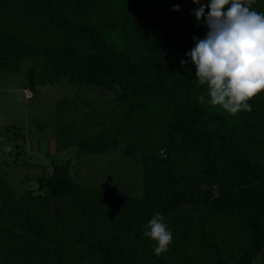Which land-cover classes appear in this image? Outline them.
Listing matches in <instances>:
<instances>
[{"label": "trees", "instance_id": "obj_1", "mask_svg": "<svg viewBox=\"0 0 264 264\" xmlns=\"http://www.w3.org/2000/svg\"><path fill=\"white\" fill-rule=\"evenodd\" d=\"M241 2L264 12V0ZM197 7L192 0H0V72L42 57L45 83L68 78L117 91L112 124L98 120L89 134L75 123L59 129L57 150L70 145L63 134L79 137V153L125 143L143 168L141 197L82 185L69 161H51L22 196L0 173V264H253L264 251V92L247 102L250 112L198 101L205 88L186 56L193 37L207 32ZM86 99L60 100L58 109L80 111ZM3 131L26 140L16 127ZM157 211L174 236L159 255L143 237Z\"/></svg>", "mask_w": 264, "mask_h": 264}, {"label": "rangeland", "instance_id": "obj_2", "mask_svg": "<svg viewBox=\"0 0 264 264\" xmlns=\"http://www.w3.org/2000/svg\"><path fill=\"white\" fill-rule=\"evenodd\" d=\"M26 86L33 91L32 98L26 97ZM116 93L97 85H78L68 78L45 83L42 57H24L19 70L0 72V173L16 196L36 189L38 177L53 169L51 161H69L72 178L82 185L142 196L143 168L125 153V143L104 153H79L74 145L79 137L67 140L63 134L59 138L70 145L57 150L59 129L67 133L68 126L75 123L78 132L89 134L98 120L112 124L115 112H119L112 105ZM75 98H89V102L79 105L80 111L60 113L58 102ZM4 126L20 129L26 142L12 131H3ZM5 143L13 145L11 152L3 150ZM160 156L165 158L166 152L161 150ZM37 164L41 167L36 170ZM54 209L57 211V204ZM253 264H264V251Z\"/></svg>", "mask_w": 264, "mask_h": 264}, {"label": "clouds", "instance_id": "obj_3", "mask_svg": "<svg viewBox=\"0 0 264 264\" xmlns=\"http://www.w3.org/2000/svg\"><path fill=\"white\" fill-rule=\"evenodd\" d=\"M196 22L201 20L207 32L203 39L193 37L195 47L186 53L196 69L195 79L205 91L197 97L200 103L208 97L209 105H219L229 114L241 108L252 111L247 103L264 92V12L250 9L241 0H192ZM207 9V14H206ZM174 11H179L177 5ZM187 61L182 60L184 67ZM5 152L13 145L5 143ZM143 237L154 242L159 255L173 242L172 229L162 213L156 212L143 227Z\"/></svg>", "mask_w": 264, "mask_h": 264}, {"label": "built area", "instance_id": "obj_4", "mask_svg": "<svg viewBox=\"0 0 264 264\" xmlns=\"http://www.w3.org/2000/svg\"><path fill=\"white\" fill-rule=\"evenodd\" d=\"M24 93H25L27 98H32V96H33V92L30 88H25Z\"/></svg>", "mask_w": 264, "mask_h": 264}, {"label": "crops", "instance_id": "obj_5", "mask_svg": "<svg viewBox=\"0 0 264 264\" xmlns=\"http://www.w3.org/2000/svg\"><path fill=\"white\" fill-rule=\"evenodd\" d=\"M25 88H29V87L26 86V87H24V89H25ZM24 89H23V90H24ZM32 92H33V91H32ZM33 96H34V94H33ZM2 127H3V126H2ZM26 139H27V138H26ZM25 142H26V141H25ZM38 150H39V147H38ZM40 167H41V166H40L39 164H37V165H36V170L39 169ZM43 176H44V175H43ZM40 177H42V176H40ZM40 177H38V179H39Z\"/></svg>", "mask_w": 264, "mask_h": 264}]
</instances>
